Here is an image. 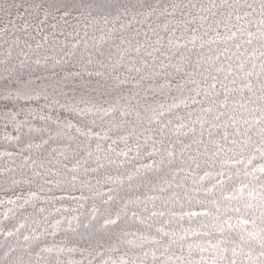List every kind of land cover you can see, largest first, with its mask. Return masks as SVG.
<instances>
[{"label":"trees","instance_id":"16d2710c","mask_svg":"<svg viewBox=\"0 0 264 264\" xmlns=\"http://www.w3.org/2000/svg\"><path fill=\"white\" fill-rule=\"evenodd\" d=\"M0 264H264V0H0Z\"/></svg>","mask_w":264,"mask_h":264},{"label":"snow or ice","instance_id":"6c2138e0","mask_svg":"<svg viewBox=\"0 0 264 264\" xmlns=\"http://www.w3.org/2000/svg\"><path fill=\"white\" fill-rule=\"evenodd\" d=\"M37 63H40V61H37ZM43 118V117H42Z\"/></svg>","mask_w":264,"mask_h":264}]
</instances>
